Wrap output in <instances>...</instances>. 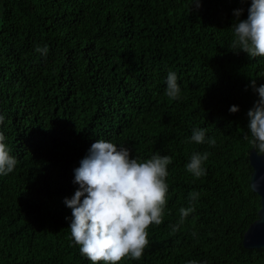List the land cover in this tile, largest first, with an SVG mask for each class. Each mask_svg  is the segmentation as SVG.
Returning a JSON list of instances; mask_svg holds the SVG:
<instances>
[{
  "label": "trees",
  "instance_id": "obj_1",
  "mask_svg": "<svg viewBox=\"0 0 264 264\" xmlns=\"http://www.w3.org/2000/svg\"><path fill=\"white\" fill-rule=\"evenodd\" d=\"M192 3L0 0V132L17 160L0 175V264H91L71 238L64 199L98 139L141 162L172 159L163 223L148 229L142 258L119 264H264L263 248L242 244L260 207L244 137L264 57L229 48L234 11L247 19L251 0ZM169 71L178 100L165 95ZM194 129L215 145L191 142ZM196 152L209 153L198 179L185 167ZM192 192L195 211L173 233Z\"/></svg>",
  "mask_w": 264,
  "mask_h": 264
},
{
  "label": "clouds",
  "instance_id": "obj_2",
  "mask_svg": "<svg viewBox=\"0 0 264 264\" xmlns=\"http://www.w3.org/2000/svg\"><path fill=\"white\" fill-rule=\"evenodd\" d=\"M193 4L199 7L200 0H193ZM243 11H234L237 22L231 28L233 38L229 48L237 54L242 51L250 58L264 57V0H251L247 19L240 20ZM35 50L47 54V46L43 49L37 46ZM166 84L165 95L178 100L181 89L175 72H168ZM252 87L258 92L259 100L247 113L250 138L247 135L244 138L264 157V85L256 88L253 80ZM238 110L237 106L230 108L231 113ZM3 122L4 117L0 116V124ZM5 140L0 132V175L6 176L14 171L17 160L10 155ZM190 141L207 142L210 146L216 143L214 138L206 141L204 129H194ZM208 158V152L193 153L186 171L197 179L203 177ZM171 163V157L159 153L141 162L130 158V151L124 146L118 147L103 139L91 145L80 166L74 169L73 183L79 187L71 198L64 199V204L72 210L71 238L91 264H119L125 258H142L149 245L148 229L163 223ZM198 199L199 193L189 194V206L179 209V221L171 226L173 233L195 211L194 202Z\"/></svg>",
  "mask_w": 264,
  "mask_h": 264
},
{
  "label": "water",
  "instance_id": "obj_3",
  "mask_svg": "<svg viewBox=\"0 0 264 264\" xmlns=\"http://www.w3.org/2000/svg\"><path fill=\"white\" fill-rule=\"evenodd\" d=\"M251 166L250 188L259 196L257 219L245 231L242 244L246 249H264V157L251 150L248 155Z\"/></svg>",
  "mask_w": 264,
  "mask_h": 264
}]
</instances>
